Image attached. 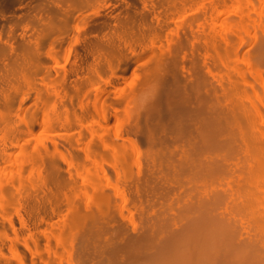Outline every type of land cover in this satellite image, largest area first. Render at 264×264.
Segmentation results:
<instances>
[{
  "label": "bare ground",
  "instance_id": "obj_1",
  "mask_svg": "<svg viewBox=\"0 0 264 264\" xmlns=\"http://www.w3.org/2000/svg\"><path fill=\"white\" fill-rule=\"evenodd\" d=\"M0 264H264V0H0Z\"/></svg>",
  "mask_w": 264,
  "mask_h": 264
}]
</instances>
